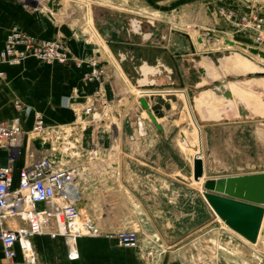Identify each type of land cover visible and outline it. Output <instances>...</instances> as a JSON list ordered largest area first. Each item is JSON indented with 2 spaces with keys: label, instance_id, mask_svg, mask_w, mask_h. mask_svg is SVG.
<instances>
[{
  "label": "crops",
  "instance_id": "1",
  "mask_svg": "<svg viewBox=\"0 0 264 264\" xmlns=\"http://www.w3.org/2000/svg\"><path fill=\"white\" fill-rule=\"evenodd\" d=\"M141 1L150 5L166 3L171 6L172 3L191 0ZM134 2L136 1L130 0L131 4ZM59 7L57 10H50L41 5L23 4L19 0H0V48L3 46L8 30L15 25L41 39L59 38L75 57L86 60L91 55L95 56L94 44H89L78 36L81 34L80 31L84 33V24L78 26V19L76 16H72L70 7L66 9ZM181 8L169 10L166 14L172 15L173 12H177ZM206 13L211 14L209 10ZM89 16L99 35L98 41L102 40L103 42L101 46L98 44L103 74L101 83L84 81L82 76L85 66L78 67L73 62L44 63L28 58L17 65L0 64L2 72L0 75V121L9 120L16 115L13 101L18 100L38 111L43 116L45 123L49 125L69 124L74 119L73 109L82 107L86 97L99 86L104 90L109 100L122 104H119L122 110L118 121L120 125L116 128L117 132H121L124 140L127 141L129 134L133 131L135 120L133 116L128 117L127 115L134 114L135 111L138 113L140 108H143L140 99L143 98L147 101L152 97L147 96L145 94L147 92H160L158 96L164 97L163 92L175 91V95L168 94L169 98L165 97V101L167 100L170 106L173 105V109H175L174 104L178 101L183 104L184 101L179 95L180 92H183L196 120L214 124L231 121L232 118H235L238 110L234 103L233 107L227 106L225 102L227 98L215 93L213 88H218L219 84L224 85L231 92L233 98L237 97L241 100L243 98L235 94L230 85L235 84L242 90L249 91L254 100L249 103L241 101L246 111L245 119L264 120V65L256 60L241 52L218 53L217 51L220 50L197 48L193 42L188 44V49L184 52L180 50L172 52L169 48L168 33H166L168 39L165 44L161 46L149 44L145 39L151 36V31L144 29V23L149 21L148 16H143L144 20H142L125 11H113L104 7L91 11V14L89 12ZM214 19L208 20L207 27L213 32L221 31L226 34L227 27L224 26L227 25L222 20V25H219V19ZM234 34L237 36V39H234L235 42L247 45L249 40L251 43L248 34L243 32ZM183 35L186 36V33ZM199 49L202 50L199 51ZM129 110L132 112L130 113ZM170 111L172 109L166 111L168 113L166 116L150 118L151 122L148 121L146 124V134L142 137H135L130 143L149 140L152 136L164 131L166 127L174 125L173 122H168ZM21 125L26 134L20 151L0 147V166L6 165L12 159L14 177L17 171L27 164L29 153L33 159L42 156L48 157L46 148L41 146L44 141L41 142L38 136L31 137L32 134L29 133L32 125L31 116L23 119ZM54 161L58 162V160ZM122 161L120 158L116 159V163ZM146 171L143 170L139 175L134 173V178H132L137 183L142 176L146 177ZM120 173L121 171L117 170V174L114 175L116 181L119 180ZM108 179L107 176L97 177L90 181V185H94L96 182H109ZM131 186L136 188L137 185L132 181ZM179 191L181 190H170L164 194L157 190H116L115 193L121 196L129 194L130 203H115L113 207L104 208L107 212L115 209L121 213L113 214L114 218L109 223L104 220L107 218V213L105 214L104 219H101L99 223L110 228L103 229L101 235L81 236L77 239V258L69 259L67 257V247L61 236L51 238L46 235H35L31 240L36 255V261L33 264H157L155 261L158 260H153L154 258H149L147 255L153 253L152 248L146 254L147 250L142 246L140 239L136 248H124L119 246L114 238L105 236L104 232L117 230L119 228L117 226L121 224L154 226L158 225L156 222L158 219L169 220L156 212H163L165 208L161 204L165 203L168 209L181 208V205L186 201L182 202L180 198H175ZM162 194L171 195L172 198L167 202H159V200L163 201L159 199ZM167 205L169 206L167 207ZM185 209L183 208V210ZM180 219L174 217L169 220L174 223L166 225L179 227L182 225ZM127 222H131V224ZM135 222L136 224H134ZM164 224L163 222L161 225L164 226ZM112 227L117 228L113 229ZM261 231L262 228L259 230L260 233H258L256 241L247 246L249 252L259 244ZM158 241H162L160 236H148V242ZM176 242H182V237ZM185 251L182 245L164 251L158 263L187 264ZM0 264L29 263L21 260L19 251L12 261H7L3 257L0 243ZM251 264H259V262L252 260Z\"/></svg>",
  "mask_w": 264,
  "mask_h": 264
},
{
  "label": "rangeland",
  "instance_id": "2",
  "mask_svg": "<svg viewBox=\"0 0 264 264\" xmlns=\"http://www.w3.org/2000/svg\"><path fill=\"white\" fill-rule=\"evenodd\" d=\"M60 1L59 8L70 7L72 16L78 19V26L84 24V33L80 31L81 34L78 36L89 44H94L95 56H99L98 44L101 46L103 42L98 41L99 35L88 13L91 14V11L100 7L113 11H125L142 20H144L143 16L149 15L148 13H154L158 17L144 23L145 31H151V36L145 40L149 44L161 46L166 43L168 39L166 33H168L169 48L172 52L187 50L188 44L194 42L192 36L195 37V34L208 28V20L219 19V25H222V20L227 25L224 27H227L229 31V22L222 18L221 11L226 13L228 10H234L247 15L260 13L264 16V0H228L227 2L225 0H191L172 3L171 6L166 3L150 5L141 0H133L136 1L134 4H131L130 0ZM176 8H181V10L172 11V15L169 16L166 14L167 11ZM207 10L211 14H207ZM183 33H186V36ZM213 33L224 39H237L235 34H225L221 31ZM250 44L248 40L247 45ZM217 52L246 54L243 49L236 47ZM153 93L151 99L155 102V99L161 96H158L160 92ZM163 94L165 96L175 95V91H166ZM179 95L184 101L183 104L178 101L174 104L175 109L173 105H168V108L162 106L160 109L162 117L168 114L166 111L172 109L168 117L169 121H167L173 122L174 125L166 127L164 131L157 133L149 140L137 143H130V139L125 141L123 134L117 132L116 127L120 125L119 119L109 117L92 125L84 123L83 128L76 130L77 135H73L78 137V143L77 148L72 151L77 153V158L76 156L70 158L68 152H62L54 142V137L46 136L44 143L39 137L42 142L41 146L46 148L49 159L58 160L64 165L81 161L87 151L92 152L93 150H96V155H109L116 159L120 158V161L123 160L117 163V170L121 171L119 180L116 181V178L112 176L108 179L109 182H96L90 185L89 181L81 190V212L92 218L101 231L110 228L99 223L106 213L107 218L104 219L106 223L113 220V214L121 213L115 209L107 212L105 207H113L115 203H130L129 194L121 196L115 193L116 190H157L164 194L170 190H181L175 197L180 198L182 202L186 201L181 208L168 209L165 203L161 204L165 210L156 212L169 220L174 217L181 218V226H168L166 224L174 223V221L163 219L156 220L158 225L154 226L123 224L117 226L118 229L137 230L142 246L147 250L146 254L152 248L153 253L147 255L149 258H154L153 260H158L155 261L157 264H160L158 262H160L162 252L178 245H182L186 250L187 264H251L252 260L264 264V223L259 244L249 252L242 240L243 237L230 229L213 212L204 199L201 189V180L207 176L264 171V120H246L244 117L237 116L229 122L203 123L195 119L185 94L180 92ZM135 113L137 112L127 116L135 118ZM31 137L36 138L37 135L33 133ZM143 170L147 172L146 177L142 176L136 183L133 179L134 173L139 175ZM132 181L137 185L136 188L131 186ZM171 198V195L162 194L159 199L163 201L159 200V202H167ZM183 208L186 209L183 210ZM163 222L164 226L161 225ZM127 223L131 224V222ZM148 236H160L162 241L148 242ZM180 237H182V242H176Z\"/></svg>",
  "mask_w": 264,
  "mask_h": 264
},
{
  "label": "built area",
  "instance_id": "3",
  "mask_svg": "<svg viewBox=\"0 0 264 264\" xmlns=\"http://www.w3.org/2000/svg\"><path fill=\"white\" fill-rule=\"evenodd\" d=\"M19 1L23 4H39L50 10H56L61 5L60 0ZM220 14L229 22L230 29L227 32L248 34L251 40L249 46L264 51V16L258 13L247 15L234 10L226 13L221 11ZM227 32L226 34H230ZM28 58L44 63L73 62L78 67L85 66L82 76L84 81L101 83L103 79L99 56H90L86 60L75 58L59 38L41 39L14 25L8 30L0 48V64L17 65ZM145 94L154 95L153 92ZM165 97L167 96L162 98ZM146 102L147 108H140L135 116L133 131L128 136L130 141L144 136L147 122H151L150 118L157 117L151 109L154 104L152 99L148 98ZM13 107L16 115L9 120L0 121V147L20 151L26 134L21 123L23 119L31 116L29 133L36 134L42 141L46 136L54 137L56 145L62 152H68L70 158L77 155L72 151L77 148L78 143V137L74 135H77L76 130L83 128L84 123L92 125L104 118L121 117L120 105L109 100L99 86L86 97L82 107L73 109L75 120L69 124L49 125L38 111L18 100L13 101ZM96 153V150L87 151L81 161L70 165L55 162L46 156L33 159L29 153L27 164L17 171L15 177L12 159L6 165L0 166V243L3 257L7 261H12L19 251L23 262L35 263L36 255L31 243L35 235L51 238L61 236L67 247V257L74 259L78 257L76 242L79 237L102 234L92 218L81 212V190L87 182L97 177L110 178L117 174V163L114 157ZM263 221L264 212L261 223ZM104 235L114 238L124 248H136L139 244L138 232L133 228L104 232Z\"/></svg>",
  "mask_w": 264,
  "mask_h": 264
},
{
  "label": "water",
  "instance_id": "4",
  "mask_svg": "<svg viewBox=\"0 0 264 264\" xmlns=\"http://www.w3.org/2000/svg\"><path fill=\"white\" fill-rule=\"evenodd\" d=\"M207 32L210 33V30ZM224 42L234 45L232 40L225 39ZM238 45L251 54L264 57V51L259 48L241 43ZM213 89L227 98V106L236 105L238 111L235 117L245 118L246 111L241 99L233 98L222 84ZM140 103L147 108L146 100L141 98ZM168 105L164 98L157 97L151 109L157 117H161V107L168 108ZM201 189L210 208L230 229L251 243L256 241L264 212V171L207 176L201 180Z\"/></svg>",
  "mask_w": 264,
  "mask_h": 264
},
{
  "label": "bare ground",
  "instance_id": "5",
  "mask_svg": "<svg viewBox=\"0 0 264 264\" xmlns=\"http://www.w3.org/2000/svg\"><path fill=\"white\" fill-rule=\"evenodd\" d=\"M148 18H154L157 15H155L154 13H148ZM157 14V13H156ZM158 17V16H157ZM200 30V29H199ZM209 29L205 28L204 30H201L199 33L195 34V37L192 36V40L194 41L193 44L199 48H204V49H208V48H212V50H217V49H221V48H228V49H232L234 47L236 48H240L238 44V42H235L233 39H231L234 42V45H230L229 43H225L224 42V38L223 37H219L218 35H214L212 32L208 33ZM200 39H197V38ZM229 40V39H228ZM236 43V44H235ZM242 44V43H241ZM248 46V45H246ZM244 50V49H243ZM245 51V55L249 56L250 58L256 60L258 63H261L262 65H264V57H261L257 54H251L250 52H248L247 49L244 50ZM231 89L235 94L240 95L247 103H249L250 101H253V97L252 94L249 91H244L242 90L241 87L235 85V84H231ZM167 97L169 95H166ZM218 217V216H217ZM219 218V217H218ZM220 219V218H219ZM264 222L261 223V228ZM260 233V232H259ZM240 236V235H239ZM242 237V236H241ZM242 240L244 241V243L248 246L251 245L253 243L249 242L248 240H246L245 238H242Z\"/></svg>",
  "mask_w": 264,
  "mask_h": 264
},
{
  "label": "flooded vegetation",
  "instance_id": "6",
  "mask_svg": "<svg viewBox=\"0 0 264 264\" xmlns=\"http://www.w3.org/2000/svg\"><path fill=\"white\" fill-rule=\"evenodd\" d=\"M149 19H151V18H149Z\"/></svg>",
  "mask_w": 264,
  "mask_h": 264
}]
</instances>
